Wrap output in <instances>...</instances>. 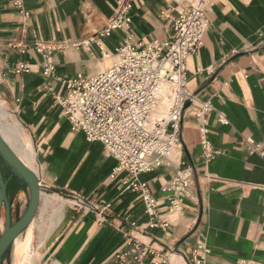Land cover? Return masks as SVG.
Segmentation results:
<instances>
[{"label":"crops","instance_id":"0c3cea01","mask_svg":"<svg viewBox=\"0 0 264 264\" xmlns=\"http://www.w3.org/2000/svg\"><path fill=\"white\" fill-rule=\"evenodd\" d=\"M119 1L0 0V108L17 130L0 132L8 142L16 138L15 146L9 143L42 186L36 217L21 235L29 234L34 252L27 263L119 264L117 256L137 240L148 252L122 264H192L194 257L207 264H264V0L211 1L203 45L187 60L195 99L183 114L182 147L163 166L137 176L157 200L154 219L142 192L129 187L135 179L116 172V160L74 130L57 101L66 96L67 80L112 67L125 32L100 33ZM186 6V0H136L134 41L171 40ZM21 63L29 72H19ZM208 101L215 109L206 114L209 161L196 116ZM186 167L194 175L190 197L171 214L168 184ZM28 196L23 189L15 199L14 219L25 212ZM19 260L13 250L12 264H27Z\"/></svg>","mask_w":264,"mask_h":264},{"label":"built area","instance_id":"2783aa9c","mask_svg":"<svg viewBox=\"0 0 264 264\" xmlns=\"http://www.w3.org/2000/svg\"><path fill=\"white\" fill-rule=\"evenodd\" d=\"M211 1L186 0L187 6L174 20V37L142 46L134 41L131 32L136 0H120L115 15L100 33L108 37L114 30L125 32L112 67L92 78L67 80L66 96L57 98L73 129L82 131L88 142L101 143L106 155L116 160V172H127L135 179L129 187L142 192L145 212L152 219L157 217V200L146 184L137 181V176L163 166L182 147L185 105L195 99L188 86L187 60L203 45ZM29 70V65H19V72ZM52 70V66L47 67V71ZM214 110L208 101L196 114L201 147L208 161L213 158V150L206 114ZM219 120L224 121L222 114ZM193 179L192 168L186 167L180 168L169 182L168 189L174 192L171 214L182 210L183 198L190 197ZM147 252L135 240L130 251L119 254L117 260L122 264L133 255L141 261ZM192 264L207 263L204 258L194 257Z\"/></svg>","mask_w":264,"mask_h":264},{"label":"water","instance_id":"95a60500","mask_svg":"<svg viewBox=\"0 0 264 264\" xmlns=\"http://www.w3.org/2000/svg\"><path fill=\"white\" fill-rule=\"evenodd\" d=\"M190 105L187 102L185 108ZM28 190L27 207L14 219L13 205L21 190ZM42 186L36 172L10 147L0 134V215L4 229L0 236V264H12L14 243L34 221L41 200Z\"/></svg>","mask_w":264,"mask_h":264},{"label":"rangeland","instance_id":"374dc122","mask_svg":"<svg viewBox=\"0 0 264 264\" xmlns=\"http://www.w3.org/2000/svg\"><path fill=\"white\" fill-rule=\"evenodd\" d=\"M5 106L8 108L7 110H10L11 112L14 113V111L12 109H10L7 104H5ZM3 112H4V109L0 108V127L8 129V130H10V132L15 134L17 130L14 129L13 127H10L8 124H6V123L13 124V122L10 119H8ZM16 121H18L17 118H16ZM25 143L30 145V141L27 139L26 133H25ZM16 150L18 151L19 148H17ZM29 152H31L30 149H29ZM174 153H176V152H174ZM1 233H2V231L0 230V236H1ZM28 241H30V237H28L26 242L24 244H21L19 246V248L17 249V254L20 256V260H26V263H27V261L29 259L30 253H34L33 249L31 250V245H29L30 242H28ZM20 260H19V263H20Z\"/></svg>","mask_w":264,"mask_h":264},{"label":"bare ground","instance_id":"6f19581e","mask_svg":"<svg viewBox=\"0 0 264 264\" xmlns=\"http://www.w3.org/2000/svg\"><path fill=\"white\" fill-rule=\"evenodd\" d=\"M0 134H1V132H0ZM1 135H2V134H1ZM6 135H7V134H6ZM2 137L4 138L3 135H2ZM4 139H5V138H4ZM8 139H9V142H10L13 146L16 145V143H17L16 138H14V137H9V136H8ZM5 141H6V142L10 145V147L13 149L12 145L8 142V140L5 139ZM13 150H14V149H13ZM14 151H15V150H14ZM28 236H29V234L26 233L25 237L20 236V237H18V238L16 239V241H15V243H14V247H13L16 253H17V249L19 248V246H20L21 244H24V243L26 242ZM31 259H32V258H31ZM32 260H33V259H32ZM34 263H35V262H34Z\"/></svg>","mask_w":264,"mask_h":264}]
</instances>
